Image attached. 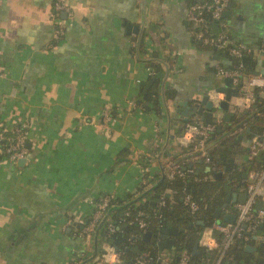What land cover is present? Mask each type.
I'll use <instances>...</instances> for the list:
<instances>
[{
  "label": "crops",
  "instance_id": "crops-1",
  "mask_svg": "<svg viewBox=\"0 0 264 264\" xmlns=\"http://www.w3.org/2000/svg\"><path fill=\"white\" fill-rule=\"evenodd\" d=\"M67 2L72 15L56 19L53 0H0V131L24 125L26 148L17 162L0 155V264H106L99 233L78 235L90 201L149 200L138 195L140 165H149L151 188L180 159L177 138L193 120L182 111L225 84L216 67L228 59L206 41L195 45L188 0ZM219 29L247 46L251 70L264 71V0H232ZM153 55L163 69L157 112L143 99ZM104 111L115 122L103 127ZM238 140L247 151L250 141ZM204 230L198 251L209 243ZM256 236L253 254L264 248V226ZM155 256L178 258L173 250Z\"/></svg>",
  "mask_w": 264,
  "mask_h": 264
},
{
  "label": "trees",
  "instance_id": "trees-1",
  "mask_svg": "<svg viewBox=\"0 0 264 264\" xmlns=\"http://www.w3.org/2000/svg\"><path fill=\"white\" fill-rule=\"evenodd\" d=\"M210 2L211 0H188V7L195 3L208 5ZM204 16L211 27V33H217L220 22L210 19L208 13H204ZM192 28L195 36L196 28L194 26ZM213 34L204 36L203 41L207 42L204 46L205 49H214L211 43ZM199 41L201 40L195 41V45ZM217 51L221 58H229L226 51ZM155 57L156 55H153L147 61L148 70L154 73L153 76L148 77V80L154 78V82L146 91V100L157 112L163 69ZM243 70L244 72L247 71ZM233 127L236 130L232 129ZM225 133L228 134L222 140L212 144L207 164L189 162L181 158L177 160V157H173L176 164L180 166V170L184 172V176H174L172 179L163 177L149 190L145 186L140 187L138 195L148 194L149 197V200L143 204L138 202L135 205L132 203L133 198L126 203L117 198L111 199L108 211L111 208L123 207L128 204L126 208L115 210L109 215V221L113 223L115 230L106 239L115 248L123 264H135L139 259H144L146 264H161L156 256H151V253L155 255L159 253L155 239L151 238L149 241L142 239L143 232L137 223L139 213H142L141 219L147 223L146 232H150L152 235L160 234L163 228L178 231L172 237L176 248L173 253L178 256L180 252H186L190 257L189 264H264V248L257 249V254L245 252V244L241 240H236L225 250L219 245L218 248L211 250L200 248L198 253L192 255V250L200 233L214 222V212L223 208L229 194L243 190V173L248 167L256 169L262 166L263 153L258 154L253 160L249 159L247 164L242 165L241 168L237 163V158L239 159L247 153L242 147V140H238L239 136L243 140L251 141L253 137H259L264 141V90H255V103L251 113L241 116L233 115L230 122L222 126L220 133L217 132L216 128L214 129L212 141ZM6 135L12 136L8 132ZM0 155L5 157L2 153ZM145 166L149 167L146 164ZM188 170L192 172L189 173ZM216 172H221L219 179L215 178ZM147 175L148 173L144 174V177L146 178ZM184 189L199 206L198 212L192 214L188 207L183 204L182 192ZM161 198L164 200V205L160 207L158 202ZM198 222H202L203 225ZM262 226H264V221L262 224H258L256 230L258 231ZM180 230L183 231L179 232ZM104 236L105 224L99 230L100 242ZM218 241L220 242L219 238ZM252 242L253 240L250 239L247 244L251 245ZM144 254H147V257L144 258ZM173 262H176V257H174Z\"/></svg>",
  "mask_w": 264,
  "mask_h": 264
},
{
  "label": "built area",
  "instance_id": "built-area-1",
  "mask_svg": "<svg viewBox=\"0 0 264 264\" xmlns=\"http://www.w3.org/2000/svg\"><path fill=\"white\" fill-rule=\"evenodd\" d=\"M231 1L232 0H211L208 5L195 3L187 8L186 20L196 28L195 37L197 40H203L206 34H213L211 33V27L208 25L204 13H208L210 19L220 22ZM52 10L56 19L60 15H66V17L72 15L67 0H53ZM58 34L61 35L62 31L60 30ZM211 43L216 50L226 51L229 56L228 60H240L243 56L250 53L246 45L235 43L223 31L214 33ZM148 75L153 76V71L148 70ZM216 76L224 79H231L232 86L237 93L236 98H232L229 102L228 113L232 116H241L251 113L255 103V90H264V77L246 74L240 63L232 69L217 66ZM207 96L212 103L214 120L217 124L221 125V112L217 108L224 100L225 95L211 90ZM234 99L235 101H233ZM111 122H115L114 117L109 111H104L101 118V125L104 127ZM215 128V126L205 125L194 119L186 123L181 134L177 138V143L182 149L180 158L189 162H202L207 164L209 150L212 146V135ZM157 141L158 140H156V142ZM0 153L13 162L25 158L24 125H17V127L14 128L12 136H8L5 132L0 131ZM260 153H263L262 166L252 169L247 174L245 182H243V192L246 195L245 201L243 203H234L225 210L226 213L231 211L232 214L235 215L234 222L231 224L213 222L211 226L204 230L203 238L205 241L209 242L206 243L205 246L207 249H211L209 248L210 244L215 243V236H218L220 240V242L216 240L218 243L217 248L220 245L224 250L231 246L236 240H241L246 246L248 245V241L252 239L253 236H256L258 224H262L264 221V141L259 137H253L247 147L248 158L253 160ZM147 158L150 159L152 156ZM145 164L140 165V184L150 188L151 185L147 183V178L144 177V174L148 173V167L145 166ZM164 166V177L172 179L174 176H184V172L180 170L179 165L167 163ZM187 172L191 173L192 171L188 170ZM182 193L183 204L188 207L192 214L198 212L199 206L192 200L191 195L186 189H184ZM111 199L112 196L110 195H102L95 201H90L92 206L90 216L85 222L79 220L81 229L78 235L85 241L92 239L95 236L97 227L103 222V224H105V236L101 241L106 244L105 253L102 256L103 261H105L106 264H123L118 253L106 241L115 230L113 223L109 221V215L106 217ZM163 205L164 200L161 198L158 202V206L161 207ZM125 215H127V213H125ZM141 217L142 213H139L137 223L139 229L145 233L147 223L144 222ZM143 257H147V254H144ZM189 261L190 257L184 251L179 253L176 262L159 258L161 264H189ZM135 264H146V262L144 259H139Z\"/></svg>",
  "mask_w": 264,
  "mask_h": 264
},
{
  "label": "water",
  "instance_id": "water-1",
  "mask_svg": "<svg viewBox=\"0 0 264 264\" xmlns=\"http://www.w3.org/2000/svg\"><path fill=\"white\" fill-rule=\"evenodd\" d=\"M230 6V5H229ZM135 29V28H134ZM251 59L250 56L246 55L243 56L240 60H236V59H230V60H222L220 63L222 65L223 68L226 69H232L235 66L238 65V63L241 64L242 68L245 70H249V75L251 76H262L264 77V71H258V70H251V65H250ZM154 78L150 79L146 86L144 87L143 91V99H146V91L148 90V88L150 87V85L153 83ZM225 84L223 87H219L216 89V92L218 93H222L225 95L224 100L219 104L218 106V110L222 113V117H221V125L217 124L214 120L213 117V108H212V103L209 101L208 96L205 95L202 97L201 100V105L199 107H186L185 110L182 111V115L185 117V120L188 121V119L193 118L194 120L203 123L205 125H212L216 127V130L218 133L221 132L222 130V126L228 122H230L232 115L228 113V108H229V102L232 98H236L237 93L236 90L232 87V82L231 79L227 78L224 80ZM148 109V108H147ZM232 129H235V127H233ZM246 132H249L248 130H246ZM238 139H241V136L238 137ZM215 178L219 179L221 177V172H216L215 174ZM246 177V175H245ZM246 199V195L244 194V192L240 193V194H229L226 198V203L224 204L222 209H218L214 212L213 214V218L215 221L217 222H222L223 224H231L234 222L235 220V215L234 214H229V213H224L222 212V210H226L228 208V206L233 205L234 203H243ZM108 215H110V211H108L106 217H108ZM200 225H203L202 222H198ZM103 222H101L99 224V226L97 227V230L95 232V239H97L99 230L102 226ZM261 228V227H260ZM183 230H180L179 232H182ZM178 233L177 230L175 229H170V228H163L161 230V233L158 235H152L150 232H145L143 233L142 239L144 241H149L151 238L155 239V244H156V248L158 251H164V250H175V246H174V240L172 237H174L176 234ZM257 236H253L252 240H256ZM264 241V240H263ZM198 244H199V240H196L194 248L192 250V255L198 253ZM263 242L260 245L261 247L263 246ZM245 252L248 253H255L256 252V247L252 246V245H246L244 248ZM151 256H155L154 253H151ZM177 261V259H176Z\"/></svg>",
  "mask_w": 264,
  "mask_h": 264
}]
</instances>
